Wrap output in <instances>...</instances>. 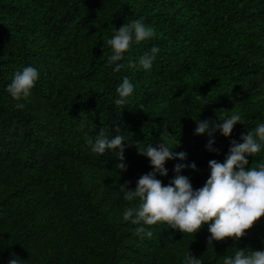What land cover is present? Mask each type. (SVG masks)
I'll list each match as a JSON object with an SVG mask.
<instances>
[{
  "label": "trees",
  "instance_id": "16d2710c",
  "mask_svg": "<svg viewBox=\"0 0 264 264\" xmlns=\"http://www.w3.org/2000/svg\"><path fill=\"white\" fill-rule=\"evenodd\" d=\"M143 18L157 38L134 44L125 67H108L105 47L116 28ZM153 45V69L130 68ZM34 66L40 79L22 110L5 91L18 70ZM135 85L126 106H116L123 78ZM243 120L231 137L195 134L197 120ZM264 122V0H0V264H182L189 251L203 264H223L239 248L264 250V216L237 240L208 244L204 224L183 234L165 224L136 235L124 222L120 186L131 189L152 171L141 147L163 142L186 161L168 160L165 185L177 163L194 189L223 162L231 140ZM123 135L127 170L115 152L94 154L85 135L101 128ZM117 127L119 131L117 132ZM177 145V146H176ZM264 163V151L247 157ZM120 174V175H119ZM138 204L139 201L132 202ZM247 251V249H245Z\"/></svg>",
  "mask_w": 264,
  "mask_h": 264
},
{
  "label": "clouds",
  "instance_id": "9594fccd",
  "mask_svg": "<svg viewBox=\"0 0 264 264\" xmlns=\"http://www.w3.org/2000/svg\"><path fill=\"white\" fill-rule=\"evenodd\" d=\"M157 30L148 25L141 17L123 23L116 28L111 38L106 41L105 47L111 48L108 56V67L113 72H120L125 65L124 54L134 44H140L157 38ZM160 48L153 45L137 61H129V67L150 72L153 69ZM40 79V72L34 66H26L18 70L6 85L5 91L14 101L15 108L22 110L32 90ZM135 85L127 77L123 78L116 88L118 99L116 106H126L129 98L134 94ZM220 122L205 119L197 120L195 134H208L213 137L206 147L212 148L214 134L219 132L224 137H231L234 126L242 123V116L233 112L230 116L220 119ZM119 128L117 127V132ZM242 143L231 140L230 149L223 162L212 159L208 162L210 175L203 187L194 189L190 177L182 175V171L190 169L198 171L195 162L177 163L174 166V177L165 185L159 176H168L166 162L168 160L186 161L187 153L175 152L164 140L153 146L152 143L141 147L137 144L138 153L150 160L152 171L143 174L136 182L134 189L127 184L120 186L117 195H121L131 206L125 207L122 219L139 225L136 235L140 239L152 238L153 231L150 227L158 223H167L173 229H178L183 234H195L204 224L208 225L211 233L208 244L213 246V241H220L226 237H235L239 240L252 228L254 222L264 216V163L255 167H247L248 156H255L264 151V122L258 123L254 130L240 137ZM123 135L110 136L103 127L95 139L85 135V142L94 154L104 155L115 152L120 163L116 164L120 174L127 170L125 160V142ZM177 146V145H176ZM119 174V175H120ZM138 204H133L134 201ZM233 255L226 256L223 264H264V250L252 251L248 248H239ZM247 249V251L245 250ZM10 264H19L17 259H12ZM182 264H203V261L189 251L183 258Z\"/></svg>",
  "mask_w": 264,
  "mask_h": 264
}]
</instances>
